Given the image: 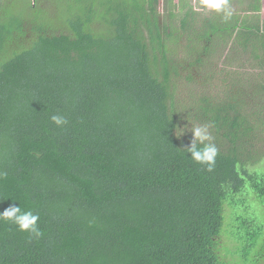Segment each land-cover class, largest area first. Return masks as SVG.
Returning <instances> with one entry per match:
<instances>
[{
	"label": "trees",
	"instance_id": "obj_1",
	"mask_svg": "<svg viewBox=\"0 0 264 264\" xmlns=\"http://www.w3.org/2000/svg\"><path fill=\"white\" fill-rule=\"evenodd\" d=\"M230 2L224 21L198 0H0V212L42 231L0 220V264L264 256V3Z\"/></svg>",
	"mask_w": 264,
	"mask_h": 264
},
{
	"label": "clouds",
	"instance_id": "obj_2",
	"mask_svg": "<svg viewBox=\"0 0 264 264\" xmlns=\"http://www.w3.org/2000/svg\"><path fill=\"white\" fill-rule=\"evenodd\" d=\"M193 11L209 15L217 13L221 15L224 21L230 20L234 15L230 0H198ZM51 121L62 126L67 124V118L60 114H54L50 117ZM193 139L186 148L190 157L197 163L205 165L207 171L211 172L216 164V158L219 149L214 143V138L207 124H198L192 129ZM40 217L38 213L32 210H24L20 204H10L3 212H0V220L10 221L18 226L20 231H27L34 237L39 238L42 231L38 225Z\"/></svg>",
	"mask_w": 264,
	"mask_h": 264
},
{
	"label": "rangeland",
	"instance_id": "obj_3",
	"mask_svg": "<svg viewBox=\"0 0 264 264\" xmlns=\"http://www.w3.org/2000/svg\"><path fill=\"white\" fill-rule=\"evenodd\" d=\"M263 3H264V0H263ZM263 8H264V5H263ZM263 17H264V9H263ZM218 67L219 68H222L223 67V60L222 61H220L219 63H218ZM229 70H234V69H229ZM237 70V71H236ZM235 71L236 72H238V73H240L239 74V77L241 78V77H250V76H252L251 74H249V72L247 71V69L244 71H241V70H239V69H235ZM258 91H261V90H258ZM263 93H264V91H262ZM263 166H264V163L262 164ZM262 208V207H261ZM261 208L260 209H258L259 211L257 212V213H260L259 215H260V217L262 218V220L264 221V207L262 208L263 209V211L261 210ZM257 209V208H256ZM257 217V215L256 214H253V217ZM261 242L263 241L264 242V237H261L260 239H259ZM223 241L225 242V240L222 238V239H220V244H222L223 243ZM231 246V248H229V247H227V248H225V250H226V252H224L225 253V255H230V256H232V254H230L228 251L230 250L231 251V253H235L236 251L234 250V244H231L230 245ZM257 248H259V251H261V253L264 255V247H263V245L262 246H260V247H257ZM257 254H258V252H256L255 250H253V253L251 254V256L247 259V260H244V258H243V255H241V261H240V263L241 264H264V256L263 257H257ZM239 257H240V254L238 255V259H239ZM231 258V257H230ZM261 259V260H260ZM226 264H232V261H230V260H228L227 262H226Z\"/></svg>",
	"mask_w": 264,
	"mask_h": 264
}]
</instances>
